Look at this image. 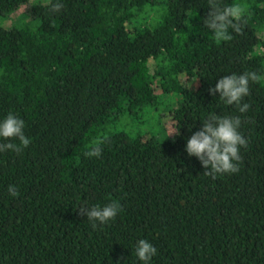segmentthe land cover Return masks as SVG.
Masks as SVG:
<instances>
[{
	"label": "trees",
	"instance_id": "16d2710c",
	"mask_svg": "<svg viewBox=\"0 0 264 264\" xmlns=\"http://www.w3.org/2000/svg\"><path fill=\"white\" fill-rule=\"evenodd\" d=\"M61 3L0 0V20L23 8L0 24V121L23 119L31 140L0 152V264H144L139 239L157 248L149 264H264V81L250 82L243 114L209 92L224 75L262 77L264 0H222L247 10L227 42L204 24L208 0ZM155 3V22H137ZM142 110L155 129H110ZM213 113L240 115L249 141L240 171L216 179L185 149ZM101 138V156H85ZM112 201L116 219L95 229L80 214Z\"/></svg>",
	"mask_w": 264,
	"mask_h": 264
},
{
	"label": "clouds",
	"instance_id": "9594fccd",
	"mask_svg": "<svg viewBox=\"0 0 264 264\" xmlns=\"http://www.w3.org/2000/svg\"><path fill=\"white\" fill-rule=\"evenodd\" d=\"M210 10L204 19V24L213 33L217 42H227L232 39L229 29L235 33H242L246 21V7L240 3L223 4L222 0H208ZM52 13H59L64 8L61 0H48V5ZM187 27L191 28L190 20ZM262 80L257 72H244L243 74H229L222 76L215 84L214 88H209L212 95L219 93V99L226 105H234L238 112L243 114L250 109V104L243 102L244 98L250 95V82L259 83ZM247 123L242 121L240 115L228 116L216 113L210 114L203 119V126L195 131L188 138L185 149L187 154L199 159L206 169L204 174L216 179L218 175L238 173L242 157L241 148H247L249 141L239 131L241 125ZM25 121L16 115L9 113L0 121V139L8 141L0 143V152H14L19 155L23 149L27 148L31 140L26 137ZM180 135L179 127L169 132L168 136ZM11 141H18L14 143ZM106 138L93 141L88 146V151L84 153L87 157H100L102 145ZM12 197L18 195V189L14 185H9L7 189ZM121 204L112 201L103 207L94 205L91 207L80 206L81 215H85L92 223V227L97 228V222L104 225L109 221H114ZM157 248L146 239H139L136 243L135 255L144 264H149L152 257L156 255Z\"/></svg>",
	"mask_w": 264,
	"mask_h": 264
},
{
	"label": "rangeland",
	"instance_id": "374dc122",
	"mask_svg": "<svg viewBox=\"0 0 264 264\" xmlns=\"http://www.w3.org/2000/svg\"><path fill=\"white\" fill-rule=\"evenodd\" d=\"M33 1V0H31ZM145 10V11H144ZM23 11L22 7L17 8L15 11H12L9 13L5 18L0 20V24L7 26L14 22L18 16L21 15V12ZM161 11V7L158 5V3H155L152 6H146L138 15H136L135 19L137 22L143 24V25H151L155 22V20L159 17L158 14ZM21 20L18 19L15 23H19ZM262 34L264 36V29L262 30ZM262 80L264 81V73L262 75ZM144 113V110H142ZM136 112V115H138ZM141 114H139L140 116ZM132 114H127L126 116L124 114L118 115L116 118H114L113 121H111V128L110 129H124V130H139V131H148V129H155L157 124L154 123V121H151L145 113L142 116L143 121L140 123H135L137 119H135ZM168 118L164 117L163 124L165 123L167 126V130L169 131L168 122L166 121Z\"/></svg>",
	"mask_w": 264,
	"mask_h": 264
}]
</instances>
